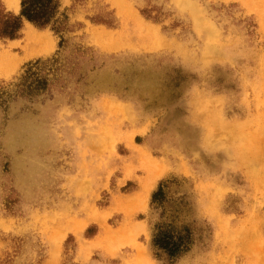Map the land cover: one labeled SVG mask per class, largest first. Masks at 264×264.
I'll return each mask as SVG.
<instances>
[{
  "label": "rangeland",
  "instance_id": "obj_1",
  "mask_svg": "<svg viewBox=\"0 0 264 264\" xmlns=\"http://www.w3.org/2000/svg\"><path fill=\"white\" fill-rule=\"evenodd\" d=\"M61 4L0 40V264H264V0Z\"/></svg>",
  "mask_w": 264,
  "mask_h": 264
},
{
  "label": "trees",
  "instance_id": "obj_2",
  "mask_svg": "<svg viewBox=\"0 0 264 264\" xmlns=\"http://www.w3.org/2000/svg\"><path fill=\"white\" fill-rule=\"evenodd\" d=\"M61 0H21L20 12L18 14L7 11L0 4V40L13 41L22 36L23 29L26 23L32 24L38 29L52 28L55 33H62L67 29L69 16L66 13H61ZM61 42L60 46H62ZM57 60H41L29 64V75H36V79L32 80L27 86L28 93L33 90H46L50 84V79L47 75L40 74V71L45 69L50 63H56ZM162 190L155 193L154 199L157 200L161 195ZM154 246L167 254L170 258L178 257L184 250L187 249L183 245L173 240L167 232L159 231L154 238Z\"/></svg>",
  "mask_w": 264,
  "mask_h": 264
},
{
  "label": "bare ground",
  "instance_id": "obj_3",
  "mask_svg": "<svg viewBox=\"0 0 264 264\" xmlns=\"http://www.w3.org/2000/svg\"><path fill=\"white\" fill-rule=\"evenodd\" d=\"M10 1V4H11V6H13L17 11H19V0H9ZM137 17V21L139 22V26L141 25V26H143V25H145L144 23H143V20L140 18V17H138V16H136ZM31 26V25H30ZM145 28V27H144ZM141 31H143V30H141ZM145 31H146V29H145ZM149 32V31H148ZM29 34H31V35H33L34 34V36L36 37V36H38V34L39 33H37V32H35V30H32V31H29ZM30 36V35H29ZM44 36V35H43ZM140 36V35H139ZM33 38V37H32ZM48 39V38H47ZM28 40H30V39H28ZM35 43H36V41H35ZM37 43H40L39 44V46H40V48H44L45 50L46 49H48V43L49 42H47V41H45V40H43V39H39L38 41H37ZM114 44H116V43H114ZM36 45V44H35ZM12 63H13V58H10L9 56H7V55H0V76H2L3 74H8V72H9V67H11V66H13L12 65ZM207 118V117H206ZM207 120V119H206ZM208 121V120H207ZM263 130H264V126H263ZM263 135V134H262ZM264 137V136H263ZM245 153H246V155H244V158H245V160L247 161V163L248 162H251V161H253V159L256 157V154L251 150L250 152L249 151H245ZM242 160V159H241ZM252 224V223H251ZM253 234V233H252ZM251 234V235H252ZM256 234V233H255ZM121 236H122V233H121ZM253 236V235H252ZM120 241V240H119ZM251 242V241H250ZM262 249V248H261ZM264 255V254H263ZM140 263V262H139Z\"/></svg>",
  "mask_w": 264,
  "mask_h": 264
},
{
  "label": "crops",
  "instance_id": "obj_4",
  "mask_svg": "<svg viewBox=\"0 0 264 264\" xmlns=\"http://www.w3.org/2000/svg\"><path fill=\"white\" fill-rule=\"evenodd\" d=\"M19 10H20V2H19ZM15 11H17V10L15 9Z\"/></svg>",
  "mask_w": 264,
  "mask_h": 264
}]
</instances>
